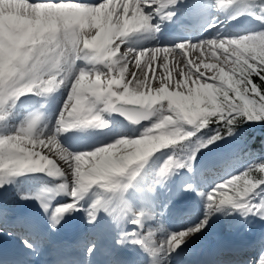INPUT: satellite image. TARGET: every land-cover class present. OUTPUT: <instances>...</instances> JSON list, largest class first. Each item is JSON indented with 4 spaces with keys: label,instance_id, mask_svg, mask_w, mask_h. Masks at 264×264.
<instances>
[{
    "label": "snow or ice",
    "instance_id": "snow-or-ice-1",
    "mask_svg": "<svg viewBox=\"0 0 264 264\" xmlns=\"http://www.w3.org/2000/svg\"><path fill=\"white\" fill-rule=\"evenodd\" d=\"M170 4H175L176 0H168ZM223 5L224 0H218ZM40 3H73L85 5L89 10H100L103 8L105 14V25L102 26L101 39L103 40L109 23L115 25L119 31L117 36L115 33L110 36L111 44L109 51L115 55L109 61L104 59L102 64L105 69L86 70L83 69V77L80 76L79 69L69 83V91L64 102V105L59 113L54 129L46 131L44 127H37L42 117L35 113L28 117L26 122L18 125L14 132L10 134L0 135V173L15 174L24 170L43 171L47 170L50 175L55 177H65L66 182L61 184V188H67L69 195L73 198L70 202L62 205H52L45 203L42 207L49 214L51 226L55 228L63 214L71 210L78 209L81 205L79 201L94 188L105 189L106 193L103 196L98 195V199L90 206L88 211L89 222L96 220L97 211L103 209L108 212L116 225L120 228L119 238L117 243L123 244L132 242L134 244L154 245L155 250L163 252L165 255L174 252L180 245L184 244L191 237L200 232L208 223L209 217L216 211L221 209L223 205H231L233 210H240L243 215L249 213L257 214L264 218V196L259 202H256V196L264 192V184L253 192H249L244 196L243 200H238L237 203L223 202L224 194L235 195L232 191L231 179L239 176L238 174L231 175L230 178L223 180L218 185L214 186L207 192H201L202 197H206L207 210L202 219L194 221L192 224L178 229L173 232H166L163 239L153 241V232L150 230L147 235H143L138 230L124 231L121 222L125 219L128 213L132 214L131 223H135L143 227V220L148 217L144 210L133 211L126 199V193L132 187L133 178L137 176L143 162L152 156L157 150L139 159L128 163L123 157L126 153L120 151L121 145L118 143V138L113 142L95 147L92 150L72 152L64 147L59 139V136L68 130L79 127L81 125L91 124V120L95 119L96 105L104 102L105 96L112 92L125 94L126 89L136 91V86L139 84V91L145 96L161 97L165 105L164 114L172 116L175 119L176 112L188 110L192 118L199 114L200 109L193 103V97L189 94L198 82L217 85L219 81L215 77L217 69L223 68L225 71H232L233 66L237 64V56L233 54L232 49H226L224 37L217 35L215 38L202 40L199 42L185 41L174 46H162L151 49H122L123 38L129 33L150 26V20L153 19V11L159 13V8H153L157 0H98V2H89V0H0V20L3 21L5 32V62L7 65L4 83L5 87L0 88V119L4 118L2 110L7 101H14L19 96L25 93L36 92L38 94L51 92L55 88H59L68 80L64 75L56 76V83L45 87L41 82V78H37L22 90L12 91L7 88V83L12 76V66L22 53V47L29 39L24 36V26L21 21L27 19L32 11V7ZM173 13H167V17H171ZM158 29V26H156ZM90 36H95L97 29L91 27ZM86 49L83 47V40L80 45L71 53V64L74 65L81 56H87ZM194 53L196 55L194 56ZM11 60V64L8 61ZM156 62H159L158 64ZM214 62L215 67L211 73L201 69L205 68ZM240 63H243L241 60ZM252 67L244 64L248 69V75L244 80L247 86L248 95L253 96V89L259 90V96L264 97V62L258 63L256 60H250ZM111 68V72H109ZM159 75H157V71ZM73 71V67H72ZM142 73V78L141 74ZM188 73H191V79L187 78ZM239 77V73H233ZM43 80H47V74L43 75ZM99 80V83H93ZM75 81V87L73 82ZM119 81V84L113 83ZM173 95H169V94ZM229 96L233 97L237 105L240 100L236 99L232 92ZM94 101V105L90 103ZM168 105L172 107L169 108ZM92 112L93 115L88 120H78L77 117L85 110ZM225 119L220 120L218 117H213L211 123H218V132L220 135H212L199 144L200 148H207L209 145H214L216 141L222 138V135L227 132V136L235 133L237 122L234 121L228 125V120L231 116L224 114ZM232 115H235L233 113ZM224 125H228L227 128ZM190 125H185L188 131H193ZM152 127V124L149 128ZM163 127L157 124L156 129ZM229 129H232L229 131ZM157 134L156 131L151 133ZM161 136L165 134L159 133ZM179 145V144H177ZM160 149L166 147L157 146ZM116 153V156H112ZM170 163H165L158 173L157 182H163L168 179L170 170L174 167H180L181 162L177 161L173 156ZM195 158V153L192 154ZM115 161V163H113ZM191 168V163L186 165ZM253 172L255 168L253 165ZM187 188H192L191 184L186 185ZM76 188L75 195L72 194V189ZM215 205V207H214ZM260 209V211H257ZM2 216V210H0ZM163 230V229H161ZM25 247L32 248L33 243L29 240L24 241ZM95 247V245H92ZM91 251V248L89 249ZM256 264H264V252L260 253Z\"/></svg>",
    "mask_w": 264,
    "mask_h": 264
},
{
    "label": "bare ground",
    "instance_id": "bare-ground-1",
    "mask_svg": "<svg viewBox=\"0 0 264 264\" xmlns=\"http://www.w3.org/2000/svg\"><path fill=\"white\" fill-rule=\"evenodd\" d=\"M245 2L247 0H244ZM89 2H98V0H91ZM112 0H108V3H111ZM210 2L214 6H216V0H182V3H180L178 6L175 4L167 5L165 6V11L168 10H174L175 12H178V18H180L181 11H183V15L188 12L192 11L191 7H185L184 4L190 3L189 5L197 4L199 8V13L202 15L198 18L199 22H203L205 20H210V22H213L211 24V27H207V31H201V29L194 30L189 29L187 27L182 28V31L179 30V34H173V35H159L157 34V30H153V19L150 20V26L148 28H142L137 31L129 33L127 36L123 38V44L121 45L122 49H151L155 47H162V46H169V42L173 40V37H180L182 40L181 42L190 41V42H199L202 40L209 39L207 36L209 32L214 31L215 28L217 29L221 21H224V19L228 18L229 16L223 15V11L219 10L218 8L214 11H209L206 8L207 3ZM33 12L37 11L36 14H34V17L32 21H26L22 20L21 23L24 26V36L27 38H31L33 35H35L37 32L41 30H51L56 29L59 30L64 27L66 22H71L78 24L80 28H85L84 24L88 25L90 23V16L91 13H93L94 10H89V8L85 5H79L78 8H73V3H40L36 4L34 6H31ZM73 8V9H72ZM75 9V10H74ZM246 10V9H245ZM234 20L237 21L239 24H249L253 23L254 21H246L250 19V15L247 14L244 9L239 10L236 14H234ZM94 16V15H93ZM99 16V15H97ZM172 16V15H171ZM95 18V17H94ZM97 20V19H96ZM83 21H85L83 23ZM96 23V21H95ZM94 24V23H92ZM215 24H218L216 27ZM227 29L226 31H228ZM2 37L4 41L6 39L4 27L2 26L1 29ZM234 31V30H233ZM0 33V35H1ZM182 33L183 39L181 36H179ZM1 41V40H0ZM157 43L162 44V46H158ZM22 48L24 45H20ZM171 47V46H169ZM5 49V50H4ZM5 51L6 46L5 43H0V57L5 62ZM6 63V62H5ZM8 64H11V60L8 61ZM211 65V64H210ZM209 65V66H210ZM73 67V71L71 74L68 75V80L65 82L64 85H62L59 88L53 89L51 92L48 93H42L41 96L44 98H50L54 93H57L61 91L62 88L65 87L66 83H69L71 80V75L73 72H77L79 69H86L91 70L94 67L95 69H105L103 66H101L100 63L95 62L94 64L90 63L89 61H86L84 58H79L77 61H75ZM6 66L2 65L0 66V74H4L6 72ZM209 69V68H208ZM64 75V72H63ZM141 75V74H140ZM142 77V75H141ZM31 93H25L21 96H19L17 99L19 101L16 103V106L22 101H24L26 98H28L27 103L33 102L37 96L30 97ZM58 100L59 98H56L55 104L51 107V110H55L58 106ZM43 107H38L37 111H34V113H41L42 119L38 123L37 127H44L46 131L50 130L53 125V120L51 119H44L43 116H48V112H42ZM7 111L9 113H12L14 111V107L10 106V104L7 106ZM27 114V113H25ZM24 114V115H25ZM15 116V114H12ZM28 117V116H27ZM26 115L23 118L19 119V123L26 122L27 118ZM104 118V117H103ZM105 119V118H104ZM7 127L14 128L13 125H8L3 128L2 125H0V128H3L4 130L7 129ZM122 132H129L132 129V125L126 126L122 125V127H119ZM13 131V130H12ZM11 131V132H12ZM73 139H75L76 135L79 136L80 134H84V136L80 137L78 140H74V144L72 146L68 145V142L64 140L63 137L59 136V139L62 143V145L66 148H68L72 152L78 151L79 148H82L83 146H86L88 144H91L97 140H99L102 137H107L109 134L113 133V129H109L104 127L103 129H98L95 126L89 125V126H79L76 128H73L71 130L67 131ZM116 132V131H115ZM89 146V145H88ZM94 148L87 147L86 150H90ZM26 171V170H24ZM47 170L41 171L44 175H25L23 177H17L10 179V181L6 184V188L3 192V195L0 194L1 201H0V210H2V216H0V242H12V237L7 238L6 231H12V232H18L19 234L22 233L23 236L28 237L31 241L35 243H40L43 240H47L46 243L42 244L43 247L41 249V255H43L45 258L52 257L54 253L58 251V249L65 247V245L71 244L70 240H74L75 246L78 249L76 252V255L79 256L81 253L83 256L85 254L83 251L81 252V248H83V245L87 239V234L91 235L93 232L94 237L96 241L98 242L99 248L103 249V251H108L110 253V257H112L113 260H110L113 264H144L142 262V259L144 255L146 254L147 250L152 252L155 250L154 245H138L134 244L132 242H126L123 244L117 243V240L119 238V232L120 228L117 227L116 221L112 219V216L104 211L103 209H99L97 211V217L96 220L93 222H89L88 219V211L89 206L87 203V198L84 197L79 201V204L81 205L78 209L71 210L69 212H66L63 214V218L60 220L55 228L51 226V222L49 219V214L45 212V209L42 207V209L38 210L36 207V203L41 201V197L37 200L29 199L27 198V195H21L23 190L27 189V185H32L34 187H38L42 185L45 180H50L49 182L57 183V189L61 191V196L59 194V199L61 197L65 196L63 191L64 188H61L60 185L64 184L66 182L65 177H55L53 175H50L47 173ZM47 173V175L45 174ZM142 173V172H141ZM47 176V178H45ZM194 176V173L193 175ZM178 177V176H176ZM24 181V182H22ZM58 179V180H56ZM42 180V182L40 181ZM169 181H163L162 186L164 189H168L166 194L164 195L160 191V185L153 187L156 191L155 195H152L150 197H147L143 200L141 210H144L148 217L152 216V225H150L147 222V218L143 220V227H140L139 225L132 223L130 226L125 223V221H122V227L124 228V231H131L135 230L136 228L143 230V235H147V233L151 230L153 231V226L158 227L162 232H157V230L153 231V235H157V239H163V235L168 232L169 227V217L162 218V215L167 216V213L174 212L171 210L170 206L168 205V202L173 201L174 197L176 196L175 200H181L184 205V207L180 210V215L177 218L176 225H182V228L186 225L192 224L194 221L198 220V217L205 213L207 205L203 202L202 198L199 196V194H194L193 189L187 188L186 185H188V182H182L179 184V186H176L172 183L175 178L172 180L168 179ZM63 181V182H61ZM176 182H178V179H176ZM136 183H139L137 180ZM67 189V188H66ZM28 191V190H27ZM130 199H132L130 196H128ZM28 202V205L24 207L22 210L21 203L22 202ZM179 213V212H178ZM74 214V215H73ZM171 214V213H170ZM196 216V217H195ZM2 217H5L6 219H3ZM195 217V219H194ZM193 218V220H191ZM133 217H131L130 220H132ZM5 220H7L5 222ZM19 220H22L23 222H28L25 224L22 229L20 226H15L16 222H19ZM128 220V219H127ZM245 221V220H244ZM170 223H173L170 222ZM210 225H208L209 229L217 230L218 232H223L219 230L234 232V230L237 232L236 235H245L246 230L247 234L249 236H253L256 230V225L261 228V222L258 221V223L250 224L249 222L246 223H240L235 226L237 229H223V226H221V220H214V222L208 221ZM213 224V225H211ZM109 228L110 230V236L102 235L100 233H97L98 231ZM181 227V226H180ZM207 227V224L204 228ZM132 228L131 230H128ZM44 229L48 231L47 236H44L43 231ZM155 229V228H154ZM55 230L56 233H50L49 231ZM23 231V232H22ZM176 231V230H175ZM160 233V234H159ZM205 231L202 229V231L198 232L196 235V240H190L188 243H184L186 247H189L191 251L190 256H185L183 253L179 254V259L181 257H184L185 259L182 261L181 264H188L187 262L190 260H193V251L196 250H203L205 248V241L209 239V235H204ZM154 236V237H155ZM6 237V240H5ZM48 237V238H47ZM235 241L231 244H219L218 246H212L208 252L210 258L201 259L198 261V264H237L241 260H245L248 256L249 247H254V244L256 243V237L252 241L246 242L244 245L238 241L237 237H234ZM8 240V241H7ZM16 246V245H14ZM48 246V248L45 250L44 248ZM243 246V247H242ZM6 247V246H5ZM242 247V248H241ZM17 248V246H16ZM19 248V247H18ZM241 248V249H240ZM141 249V250H139ZM228 250H238V251H231L230 256H228V253H226ZM3 249L0 248V256L3 253ZM12 255H11V254ZM5 254V258L9 259V261H12L14 263L11 264H23L20 260L21 258L13 253L10 252ZM99 253L97 251H91L90 254H88V259L86 257H83L81 263L82 264H89L92 256L98 255ZM203 255V254H201ZM200 255V256H201ZM195 257H199V255H196ZM147 258L151 259L148 255ZM170 256L167 254L165 255L163 252L159 251V254L155 256L154 262L155 264H164L165 261H168ZM215 258V259H214ZM102 259V263H103ZM152 262V260H151ZM251 262L250 264H252ZM6 264V263H2ZM246 264V263H245ZM249 264V263H247ZM255 264V262L253 263Z\"/></svg>",
    "mask_w": 264,
    "mask_h": 264
},
{
    "label": "clouds",
    "instance_id": "clouds-1",
    "mask_svg": "<svg viewBox=\"0 0 264 264\" xmlns=\"http://www.w3.org/2000/svg\"><path fill=\"white\" fill-rule=\"evenodd\" d=\"M229 5H233V0H224L223 5L218 2L216 7L225 9ZM258 12L264 14V0H261ZM114 33L117 36L120 34L117 27L109 23L102 40L101 35L90 36L89 31L81 30L78 24L71 22H66L64 27L59 30L37 32L24 45L20 57L13 64L12 76L7 83V88L12 91L22 90L38 77L41 78L44 86L48 87L56 83V76L61 72H64V78H67L72 72L71 53L80 45L81 40H83L84 49L87 50L85 54L90 56L94 62L102 63L105 58L110 61L115 55L109 51L112 42L110 36ZM224 43L226 49L230 47L233 54L237 56V64L233 66L232 71L220 68L218 77H216L219 84L205 86L208 91L203 105L199 108V114L195 118L191 117L188 110L176 112L175 119L165 115V105L163 104L165 98L143 95L139 91L140 85L138 84L136 91L126 89L125 94L112 92L105 96L103 108L95 112L96 118L90 121L91 124L106 127L109 121L102 117L101 112L104 111H125L133 122L155 117L152 127L145 128L138 136L124 135L118 138V143L121 145L120 151L126 153L123 159L131 163L133 160L143 157L145 153L159 150L158 145L168 147L179 144L184 148L195 145L196 141L189 140V138L194 137L200 129L206 128L213 117H218L220 120L225 119V113L231 116L228 125L234 121L237 124L264 121V97L256 99V96H259V90L256 88L253 89L255 95L249 96L247 86L244 84L248 75V69L244 67V64L250 68L252 67L249 63L250 60L254 59L258 63L264 62V28L235 38L224 37ZM241 60L243 63H240ZM111 70L109 68V72ZM233 73H239V77ZM45 74L48 76L47 80L42 79ZM83 75V69H81L78 79ZM93 83L98 84L99 80ZM113 83L118 85L119 81H113ZM73 86L75 87V81ZM3 87H5L4 74H0V88ZM229 92H232L236 99L240 100L239 105L235 103L232 96H229ZM90 103L94 105L95 102L91 101ZM168 107L172 106L168 105ZM233 113L235 115H232ZM38 114L42 117L41 113ZM92 115L93 113L86 109L77 119L88 120ZM157 124L163 125V127L156 129ZM186 124L190 125L193 131H188L185 128ZM228 125H224V127L227 128ZM231 130L229 129V131ZM153 131H156L157 134L152 135ZM160 132L165 135L161 136ZM224 134L227 135V132ZM214 135L219 136L220 132L216 131ZM183 141H188V144H181ZM112 156H116V153H113ZM170 162H173L171 156L165 163ZM253 165L255 172H253ZM231 184L235 195L224 194L223 202L237 203L238 200H243L249 192L255 191L261 184H264V161L250 164L239 176L232 177ZM76 192L77 189L73 188L72 194L75 195Z\"/></svg>",
    "mask_w": 264,
    "mask_h": 264
},
{
    "label": "rangeland",
    "instance_id": "rangeland-1",
    "mask_svg": "<svg viewBox=\"0 0 264 264\" xmlns=\"http://www.w3.org/2000/svg\"><path fill=\"white\" fill-rule=\"evenodd\" d=\"M259 1H261V0H247L246 2L244 0H233V5H229L225 9H221L219 7H216L213 4H211L210 2H208L206 5L207 10L214 11L218 8L219 10L223 11L222 14L225 15V17L229 16L228 18L224 19V21H221V24L217 29L215 28L214 31H211L208 33L207 36L209 37V39L215 38L217 35H219L221 37L235 38V37H239L242 35H247L249 32H252V31H257L260 28H264V17L257 13V8H258L257 5H258ZM157 2H158V0H157ZM179 3H182V0H176L175 5H178ZM217 3H218V0H216V5H217ZM155 5H156V7L158 6L157 4H155ZM75 6L77 8L78 5L74 4L73 8H75ZM153 8H155L154 5H153ZM157 8H160V7L158 6ZM242 9H244V11L250 15V19H248L246 21L252 20V21H254L253 23L239 24V23H237L236 20H234L235 19L234 14H236L239 10H242ZM36 12L37 11L33 12V10H32L30 16L25 20L29 21V22L32 21L34 14H36ZM154 13H155V11H153L152 15H154ZM181 14H183V11H181ZM97 15H99V16H97ZM95 21H96V23H95ZM84 22L85 21H83V23ZM208 22H210V20H208ZM92 23H94V24H92ZM212 23H208L207 27H211ZM232 23L239 24L238 27H240L242 29H245L246 26L252 25V29L249 31L248 30L237 31L236 29H233L236 32L229 31V30L226 31L227 30L226 26L227 25L231 26ZM152 24H153V29H154V27L156 25V20L153 21ZM84 25L87 27H85V28L82 27V28H80L81 30L87 31V30H90L91 27H95L97 29L96 35H100L101 31L103 30L102 26L105 25V14H104L103 8H101L100 10H94L90 16V23L88 25H86V23H85ZM217 25L215 24V26H217ZM2 26H3V21L0 20V33L2 32L1 31ZM0 37H2V33H1ZM0 40H1L0 43H4L3 38L2 39L0 38ZM181 41L182 40L179 38L177 40L175 39V41L171 40V42H169L168 44H170L169 46H174V45L181 43ZM157 45L162 46V44H159V43H157ZM137 50H139V49H137ZM195 55H196V53H194V56ZM82 58H84L86 61H89L91 64L95 63L90 56H82ZM156 63L158 64L159 62H156ZM100 64H101V66H103L105 68L104 64H102V63H100ZM2 65H5L7 67L6 63L0 57V66H2ZM209 65L207 66V68H205L202 65L201 69L211 73L212 69L215 67V64L213 62L210 66ZM91 68H94V67H91ZM99 70L103 71L102 68ZM218 70L219 69L216 70L215 77H218ZM159 71L160 70L158 69L157 75H159ZM75 74H76V71L72 73L71 80L73 79V76ZM61 75H63V72H61ZM141 75H142V73H141ZM187 78L191 79V73H188ZM71 80H70V82H71ZM69 83H66L65 87L62 88L60 91V97H59L60 101H59L57 108H55V110H53V111H50V114L48 116H43L44 119H51L52 118L53 125H52L50 130L54 129V127L56 125L57 118L59 116V113L61 112V109H62L64 102L66 100V97L68 95ZM203 84H204V82L196 83L194 88L191 89L189 92V94L193 97L192 103L197 108H200L203 105L205 97H202L200 95L199 99L196 100V97L193 94V91L198 85H203ZM169 95H173V94L170 93ZM33 96L38 97L36 99V101L38 99H44L41 96V94H38L36 92L31 93L30 97H33ZM165 98H167V97H165ZM27 99L28 98H26L24 101L20 102L18 104V106H16V103L19 101V99H15L14 101L9 100L5 103L4 108L2 110L4 118L0 119V125H2L3 128L5 126H8V125H11V126L13 125L14 128L10 129V127H7V129H5V130L3 128H0V135L10 134V133L14 132L16 127L21 124V122L19 123L20 118L24 119L25 115H26V117L27 116L30 117L31 115H33L32 113H34V111L29 109L30 107L24 106V102L28 101ZM9 104H10V106L14 107V111L12 113H9L7 111V106ZM102 108H103L102 102H100L96 105L97 110L102 109ZM13 113L15 114V116L12 115ZM25 113H27V114H25ZM101 115H102V117H104L106 120L109 121L106 128L113 129V133L109 134V136H107V137H102L99 140H97L91 144H88L89 146L86 145V146H83L82 148H79L78 151H76V152L85 151V149L87 147L93 146L95 148V147L101 146L103 144L113 142L115 139H117L121 136H124V135H137L138 136L141 132H143V130L145 128L150 127L151 124L153 122H155V119H156L155 117H150L146 122H139V121L133 122L129 117L118 116L116 113H114V111H111V112L104 111V112H101ZM129 123H130V125H132V129L129 132H122L119 127H122V125L129 126ZM247 123L248 122H246L244 124L242 123L243 125L241 124L242 125L241 127L243 128L245 125L247 126L248 125ZM89 125H91V124H89ZM89 125H81V127L89 126ZM92 126H95L98 129L104 128V127L96 126L95 124H92ZM242 128H240V129H242ZM62 134L65 135L64 140L65 139L67 140V138L70 140L68 142V145H70V146H72L74 144V140L76 141L81 137V136L76 135L75 139H73V137H71V135L67 131L63 132ZM62 134L60 136H63ZM242 144H243V140L241 138L240 130H237L231 136L223 135L222 138L220 140L216 141L214 145H209L207 148H204L202 151H199L198 154L195 156V158L190 159L192 156H189V155H184V156L180 157L179 159L174 157L177 161L181 162V166L180 167H174L173 170H170V172L168 174V179L175 178L177 175L179 177L178 179H183V178H185L187 180L192 179L193 183H191V185H192L191 189H193L194 194L198 193L199 196L202 198L203 202L207 205L206 197H202L200 195V193L201 192H207V191L211 190L214 186L218 185L224 179H226L232 172H235L237 170L235 173H239L241 171L242 168L240 169L239 165H236L230 159H226V156L228 157L229 156L228 154L233 155V152L237 151L238 147H240ZM94 148H92V149H94ZM92 149H90V150H92ZM176 149H177L176 145H172L170 148H164V149L157 150V152H155L152 156H150L149 161L147 163V166L144 168V170L141 171L142 173L139 172L137 174V176L133 178V181H132L133 186L129 188V190L127 192L128 194L126 193V195L130 196L133 199L135 198V204H134V201L131 199V201L133 202L132 207L137 208V209H132L134 212L141 210V206L143 205L142 202L145 198L156 194V191L152 188L158 185L157 184V177H158L159 170L161 169V167H160L161 163L164 160V158L166 157V155H168L169 153H172ZM188 163H191V165H192L191 168H188L186 166ZM196 165L201 167V168L205 167V169L203 171L197 172L195 170ZM215 170L220 171L218 177H214L215 176V173H214ZM194 171H195V173H194ZM47 173H45V174L47 175ZM193 173H194V176H192ZM28 174H30V175L31 174L32 175H34V174L39 175L40 174L39 176L44 175L39 170H37V171L26 170V171H21V172L15 173V174L0 173V194L3 195V192L6 188V184L10 181V179H13V178L17 179V177H20V176L23 177V176L28 175ZM208 176H210L211 180L208 179ZM45 178H47V176H45ZM168 179L166 181H169ZM56 180H58V179H56ZM137 180L139 181V183H136ZM40 181L42 182V180H40ZM49 181L50 180H45V182L42 185L38 186L37 188L32 186V185H27V189L23 190L21 192L22 193L21 195L28 194L27 198H29V199L34 198L35 200H37L38 198L41 197L42 198L41 201L36 203V207L38 208V210H40V209H42L43 204H45V203L51 204L53 202V197L56 196V194H60V196H61V191H59L57 189V183L55 184L54 182H52V181L49 182ZM22 182H24V181H22ZM61 182H63V181H61ZM201 182H204V184H201ZM158 183H160V182H158ZM261 187H264V186H261ZM64 189L65 190L63 191V193L65 194V196L61 197L60 200H56L53 205L66 204L73 199L69 195L68 189H66V188H64ZM259 190L260 189L258 188L257 191L259 192ZM164 192L166 193L167 190ZM165 193H163V194L165 195ZM97 194H100V196H103L107 193H106L105 189L99 188L98 186H94V188L92 190H90V192L88 194H86L84 196L87 198L86 200H87L89 207L94 203V201L96 199L99 198ZM262 196H264V192H262V193H260V195L256 196V198H255L256 202H259V200L261 199ZM1 198L2 197L0 196V201H1ZM175 198H177V197L175 196L173 201H177V202L181 203V201L175 200ZM126 199L128 200L127 197H126ZM128 203H129V201H128ZM27 205H28L27 201L22 202L21 203L22 210ZM129 205H130V203H129ZM214 207H215V205H214ZM205 209L207 210V207ZM204 212L206 213L205 210H204ZM205 213L201 214L198 217V219H202L203 216L205 215ZM131 217H132V214L128 213V215L124 219L125 223L127 225L130 224V226L132 225V223L130 222ZM195 217H194V219H195ZM2 218L6 219L5 217H2ZM219 219L221 220V226H223V229H225V230L226 229H228V230L229 229H236L235 226L237 224H240L243 222L244 223L249 222L250 224H255V223H258V221H260L261 225L262 226L264 225V218H261V216H259L257 214H253V213H249L248 215H243L240 210H233L231 205L221 206V209L219 211L214 212L212 214V216L209 217L208 221L214 222V220H219ZM150 220H151V218H150ZM191 220H193V218ZM6 221L7 220H5V222ZM27 223L28 222H23V221L20 223L16 222L15 226H20V227H22V229H24L23 226ZM208 225H210V224L207 223V227L203 228V230L205 232H207V234L209 235L208 236L209 239H207L206 242H212V241L219 239V238H221V239H226L227 237L239 238V237H243V236L248 235L247 230H246L245 235H240V234L236 235L237 232L235 230H234V232H231V230H229V231L219 230V231H223V232H218L217 230H215V232H214L213 229H209ZM211 225H213V224H211ZM152 228H153V231L158 229L157 232H162L161 229H159L156 226H153ZM261 228H259L256 225L255 232L259 231V233H258V235L254 233V235H257L256 236V243L254 244L255 248H258L264 239V231ZM104 229H109V228L106 227ZM131 229L132 228H130L128 230H131ZM178 229H181V228L179 227ZM135 230L139 231L138 228H136ZM171 230H173V229L170 227L168 229L169 232H173L175 229L173 231H171ZM141 232L143 234L142 229H141ZM15 233L19 234L18 232H15ZM17 234H13V236H11L12 242H9V243L13 246L16 245L17 247L21 248L20 250L23 249L25 252H29V250L32 248L25 247V244H24L25 240L23 238H20V236ZM204 235H206V233H204ZM154 236L155 235L152 236L153 241H155L157 239V235L155 237ZM163 236L165 237V234ZM193 237L197 238V236H193ZM193 237H191V238H193ZM7 244L8 243H6L5 246H7ZM138 245H141V244H138ZM1 246H3V244H0V247ZM147 252L150 253L149 255L152 257L153 261H154L156 254L157 255L159 254L158 250H154L152 252L147 250ZM175 252H177V251L175 250ZM261 252H264V244L261 247V249L259 250V253H257L255 255L257 257V259L256 260L251 259V262H253V263L255 262V264H256V261L259 259ZM26 255H27V253L25 254V256ZM168 255L170 256V258L168 261H165L166 263H164V264H172L171 259H172V257L175 258L174 252H171ZM146 257H147V255H146ZM247 257L244 260V262L246 264L249 262V258H250V257H248V258ZM148 264H150V263L148 262ZM151 264H155V262H153Z\"/></svg>",
    "mask_w": 264,
    "mask_h": 264
},
{
    "label": "trees",
    "instance_id": "trees-1",
    "mask_svg": "<svg viewBox=\"0 0 264 264\" xmlns=\"http://www.w3.org/2000/svg\"><path fill=\"white\" fill-rule=\"evenodd\" d=\"M261 1L258 2L257 5V13L264 17V14L258 12L259 5ZM208 89L203 85H198L193 94L196 97V100L199 99V96L202 97L206 96ZM246 123V122H245ZM244 124V123H243ZM242 124V125H243ZM248 125L241 127V124H237L235 126L236 130H240L241 138L243 140V144L238 147L237 151L233 152V155H229L234 160L235 164L241 163L242 169L241 171L245 170L250 164L253 162H260L264 161V121L260 122H248ZM191 127V126H188ZM242 128V129H240ZM218 130V123H211L206 127L200 129L199 132H196L194 137H190L189 140L196 141L195 145H189L187 148L181 147V145H176L177 151L171 153L173 156L178 157L179 155L186 154H193L195 155L203 150L204 148H200V142L206 140L208 137L215 134ZM223 136V135H222ZM181 144H188V141H183ZM172 145L168 146L170 148ZM169 154L168 156H171ZM238 174V173H235ZM234 175V174H231ZM230 175V176H231ZM230 176L228 178H230ZM226 178V179H228ZM225 180V179H224Z\"/></svg>",
    "mask_w": 264,
    "mask_h": 264
},
{
    "label": "water",
    "instance_id": "water-1",
    "mask_svg": "<svg viewBox=\"0 0 264 264\" xmlns=\"http://www.w3.org/2000/svg\"><path fill=\"white\" fill-rule=\"evenodd\" d=\"M147 160L143 162V165L140 167L139 171H141V169L145 166Z\"/></svg>",
    "mask_w": 264,
    "mask_h": 264
}]
</instances>
